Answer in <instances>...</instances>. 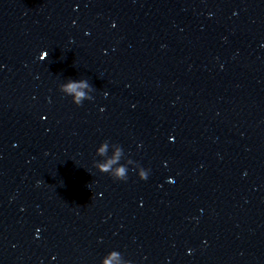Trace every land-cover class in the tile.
I'll use <instances>...</instances> for the list:
<instances>
[{"label": "clouds", "instance_id": "obj_1", "mask_svg": "<svg viewBox=\"0 0 264 264\" xmlns=\"http://www.w3.org/2000/svg\"><path fill=\"white\" fill-rule=\"evenodd\" d=\"M78 86H84L83 84L81 85H77L75 82L73 83H70L69 85L66 86V91H69V92H73V91H76V88ZM83 96V93H77V100H76V103L79 104V97Z\"/></svg>", "mask_w": 264, "mask_h": 264}]
</instances>
